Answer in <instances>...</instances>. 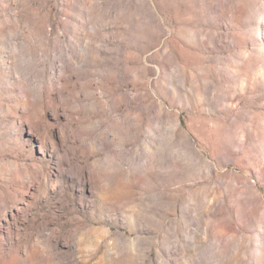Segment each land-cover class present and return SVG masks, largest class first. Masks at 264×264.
Segmentation results:
<instances>
[{
	"label": "rangeland",
	"instance_id": "374dc122",
	"mask_svg": "<svg viewBox=\"0 0 264 264\" xmlns=\"http://www.w3.org/2000/svg\"><path fill=\"white\" fill-rule=\"evenodd\" d=\"M12 216L0 264H264V0H0Z\"/></svg>",
	"mask_w": 264,
	"mask_h": 264
},
{
	"label": "bare ground",
	"instance_id": "6f19581e",
	"mask_svg": "<svg viewBox=\"0 0 264 264\" xmlns=\"http://www.w3.org/2000/svg\"><path fill=\"white\" fill-rule=\"evenodd\" d=\"M63 117H64V119H66L67 120V117H66V114L64 113V109H63ZM55 117H56V115H55ZM68 127V122L66 123V124H60L59 125V138H60V142H59V146L61 147V148H63V147H65V145H66V143H67V140H68V134H67V132H66V128ZM71 133V135H70V138L71 139H77V137H76V135H75V133H73V132H70ZM71 149H72V151L74 152L75 151V149H74V147L73 146H71L70 147ZM66 152V151H65ZM64 152V153H65ZM65 155V154H64ZM68 155V154H67ZM67 165H68V167H70L69 166V160L67 159ZM75 167L78 169V171H80V167H78V165H75ZM68 169V168H67ZM70 170V169H69ZM68 172V174L69 175H71V173L69 172V171H67ZM72 176V175H71ZM77 178V177H76ZM84 178V177H83ZM60 179H61V185H63V181H62V177H60ZM83 182V181H82ZM62 187V186H61ZM12 218V221L13 222H8L7 223V228H6V235H4V236H1L0 237V240H5V238H7V237H9V235H10V231L12 230V229H15V230H17L18 232H19V229H18V227H17V224H16V222L14 221V217L12 216L11 217ZM11 262H14V260H11Z\"/></svg>",
	"mask_w": 264,
	"mask_h": 264
}]
</instances>
